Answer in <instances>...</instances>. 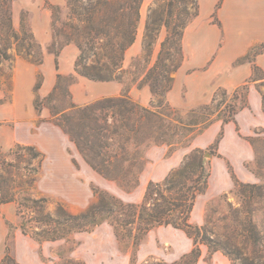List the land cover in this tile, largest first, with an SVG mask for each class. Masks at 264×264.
<instances>
[{
    "label": "rangeland",
    "instance_id": "obj_1",
    "mask_svg": "<svg viewBox=\"0 0 264 264\" xmlns=\"http://www.w3.org/2000/svg\"><path fill=\"white\" fill-rule=\"evenodd\" d=\"M45 1L44 7L50 13L52 42L45 47V50L41 46L42 58L44 60L46 52H58L67 46H72L77 50L74 71L67 75L60 74L62 75L60 81L58 73L53 89L43 97L40 94L45 77L43 71L36 69L35 75L29 72L33 65L39 67L43 64L35 61L36 56V58L40 57L39 49H37V44L40 43L32 35V13L26 9L21 10L20 25L14 27L13 23L15 36L6 31L0 32V48L6 50L10 57L8 61L0 59V152L4 154L3 159L21 168L17 171L0 167V174L16 176L26 182L34 180L30 188L27 183L25 184V188L29 189L28 193L16 196L46 198L48 201L46 212L50 213H53L58 205L63 206L71 214L81 213L94 200L93 190L96 186L100 187L101 191L107 190L123 198L126 202H140L144 196L143 187L146 188L149 182L153 181L152 178H157L154 173L146 172V166L150 161L147 156L148 151L153 147L166 146L168 154L171 148L166 144H152L144 149L145 160L139 176V184L135 190L128 192L120 186L117 188L112 184L107 185L92 180L90 169L69 143L62 128L56 124L51 111L52 108L57 111L64 110L57 116L61 118L64 113L72 115L76 109L90 107L101 100L104 103L106 98L123 96H129L134 104L144 106L129 95L131 89L143 87H147L152 95L150 103L154 102L163 109L170 107L168 91L173 87L176 74L184 60L182 34L185 26L196 16L198 2L197 0H155L143 11L140 9L136 40L139 38L141 51L136 56L125 53L123 68L113 74V77L120 78V83L123 85L122 93L117 96L98 98L81 105L74 101L72 88L80 80L85 82V85L88 84L89 79L82 74L91 72L98 67L99 63L106 64L109 69L112 68L108 64L107 57L110 53L107 45L111 42L124 43L120 32L124 30L127 19L129 20V0H115L112 6H105L103 0H72L71 3L66 0L64 5H58V9L54 10L50 9ZM19 3L24 5V0H19ZM56 34H59V37L55 39ZM35 52L37 53L34 57ZM77 62L78 67H76ZM38 86L39 89H37ZM56 86L58 90L50 99ZM86 88L85 86L83 90ZM231 98V95L225 96L223 89H219L214 108L218 106L223 108L231 102ZM36 104L39 105L38 108ZM71 105H75V108L68 109ZM144 107L150 108V104ZM195 108L177 109L180 117L186 118L189 111ZM98 115L100 116V113ZM102 116L105 120H99L98 125H114L112 114L108 110L104 111ZM162 117L171 121L165 115ZM75 123L79 126L87 124L84 121ZM17 145L34 146L42 152L45 158L40 167L39 160H32L27 164L30 156L25 151L17 150ZM11 149L15 150L16 154H9ZM178 149L182 148H176ZM214 158H223V156L210 159L211 175ZM207 160H209L208 157ZM26 166L39 167L38 174L27 175L22 169ZM252 166L263 176L261 193H258L256 189L242 186L220 194L213 193L204 211L197 210L191 218L192 224L204 228L203 233L213 245L226 250L231 257V264L243 262L250 264L253 261V264H264V160L261 167L258 164H252ZM13 206L17 208L16 204ZM196 220H199L200 224ZM10 222L15 225L20 224L18 217L14 222ZM251 229L252 231L249 232ZM72 248L75 251V257L70 252ZM127 249L132 254L131 242L125 241L119 245L113 236L112 229L104 224L90 233L75 234L70 241L59 242L54 246L57 253L56 260H52L54 263H49L46 259V263L120 262L122 254ZM171 251L165 249V252L170 253ZM58 253H61V258ZM5 257L0 264H4L3 262L17 264L12 255V246L9 259ZM205 260L208 261V255L205 256ZM144 262L170 263L155 256L147 257L142 261Z\"/></svg>",
    "mask_w": 264,
    "mask_h": 264
},
{
    "label": "trees",
    "instance_id": "obj_2",
    "mask_svg": "<svg viewBox=\"0 0 264 264\" xmlns=\"http://www.w3.org/2000/svg\"><path fill=\"white\" fill-rule=\"evenodd\" d=\"M13 1L0 0V32L6 31L15 36L12 20ZM67 1L68 3L72 2V0ZM221 2L219 6H221ZM45 3L52 10L59 7L49 0H46ZM114 3L115 0H103L105 6H112ZM141 6L142 0H129V20L127 19L128 22L124 25V30L120 32L123 35L124 43L114 44L111 42L107 45L110 53L107 57L108 64L112 68L109 69L106 64L101 65L99 63L98 67H95L89 73L84 72L83 76L95 82L115 80L120 82V78L113 77V74L123 68L124 55L135 43ZM198 12L195 17L198 16ZM58 37L59 34H56L55 39ZM37 49H39L40 57L36 58L37 52H35V61L42 64L40 44H37ZM263 49L264 46H256L244 58V60L253 63V74L248 82L264 78V72L254 63L255 56ZM60 51H52L56 56L57 67ZM28 54L30 53L28 52ZM0 59L4 61L10 59L3 48H0ZM76 67H78V62ZM61 79L62 75L58 74V80ZM37 89H39V86ZM171 89L172 87L168 93ZM57 90L58 86L50 95V99L53 98ZM248 91V84L239 87L233 93L231 102L223 108H219V106L214 108L217 98L216 93L211 105H201L190 110L186 115L187 119L181 118L178 109L171 105L163 109L160 105L151 102L150 108H148L134 104L129 96L106 98L104 103L101 100L90 107L76 109L72 115L64 113L61 118H57V116L64 110L57 111L52 108L51 116L56 119V124L70 137L86 163L94 171L105 179L115 182L125 191L131 192L139 184V176L143 170L142 166L145 160L144 149L152 144H166L171 148L168 153L171 155L176 148L189 147L192 141L198 135L204 133L215 121L220 120L223 124L236 122V114L248 107ZM223 94L228 96L225 90H223ZM38 107L39 105L36 104V108ZM72 108H75V105H71L68 109ZM106 110L112 114L113 126L108 124L98 125L99 120H105L102 115ZM162 115H165L171 121H167ZM76 121H84L87 124L79 126L75 123ZM223 136L224 131L222 130L207 149L192 150L184 157L177 168L169 172L164 180L160 182L150 181L140 202H126L107 190L101 191V188L96 186L93 190L94 200L84 211L77 215L71 214L61 205H58L53 213L46 212L48 202L46 198L16 196L17 194L28 193V188L32 186L34 180L26 182L16 176L0 174V205L16 204V214L20 220L18 225L6 220L8 236L5 258L9 259L15 232L18 229L24 235L41 244L62 240L70 241L72 236L77 233H90L96 228L108 224L113 228L119 245L125 241L131 242L133 252L130 264H138V248L150 231L168 226L184 231L193 240L194 248L178 261L165 262L164 264H197L201 256V246H206L209 252L219 251L231 260L230 255L224 248L212 244V241L203 233L204 228L202 226L191 223L197 198L205 194L209 187L210 159L221 157L218 151ZM248 140L256 152L254 164L261 167L264 160V138L250 137ZM16 149L25 151L30 156V159L26 162L27 164L32 160H39L40 167L44 161V154L34 146L17 145ZM9 152L11 155L16 154L13 149ZM3 156L4 154L0 152V167L12 168L17 171L21 169L13 162L3 159ZM207 157L209 160H207ZM39 167L26 166L22 169L27 175L31 176L32 174H38ZM247 167L258 177L259 182L255 184L241 182L229 164V172L235 184L234 189H239L240 186L250 187L261 193L262 174L253 166L248 165ZM26 183L28 188H25ZM251 231L252 229L249 232ZM73 250L72 248L70 252L72 253ZM58 256L61 258V253H58ZM253 262L250 264H253ZM3 263L8 264L9 262ZM142 264L152 263L144 262ZM241 264L249 263L243 262Z\"/></svg>",
    "mask_w": 264,
    "mask_h": 264
},
{
    "label": "crops",
    "instance_id": "obj_3",
    "mask_svg": "<svg viewBox=\"0 0 264 264\" xmlns=\"http://www.w3.org/2000/svg\"><path fill=\"white\" fill-rule=\"evenodd\" d=\"M154 1L142 0L141 11ZM50 2L54 5H64L66 0H50ZM220 2L221 0H198V16L183 31L184 60L176 74L174 85L168 93V100L175 108L211 105L219 89L227 91L228 95L232 96L239 87L248 84V107L236 114V122L223 124L220 120L215 121L204 133L198 135L189 147L178 149L169 155L166 146H157L151 148L147 155L150 161L146 166V172L156 175L157 178H152L153 181H162L172 169L182 163L184 157L192 149H207L218 134L224 131L219 145V153L223 158L212 160V175L208 191L197 198L192 216L197 210L204 211L213 193L220 194L234 188L235 184L229 172L228 162L241 182L250 184L259 182L258 177L247 167L254 164L256 160V152L248 138H264V78L248 82L253 74V63L244 58L252 48L264 46V0H222L219 6ZM22 9L32 13L33 35L45 50V47L52 42V33L50 13L44 7V0H24V5H21L19 0H14L12 5L14 27L20 25ZM138 39L126 51L128 55L136 56L140 53L141 47ZM76 57L77 50L72 46H67L58 57V67L55 54L46 52L43 64L39 67L33 65V68L29 69L30 74L33 75L36 69L43 71L45 77L40 88V94L43 97L53 89L58 73L63 75L73 73ZM254 59V63L264 72V49ZM84 83L80 80L72 88L74 101L81 105L98 98L117 96L123 91V85L116 81L88 80V84ZM85 86L87 88L83 90ZM129 95L144 106H148L152 98L147 87L131 89ZM64 135L81 155L68 135L65 133ZM155 156H158V159ZM82 160L90 169L92 180L119 187L115 182L105 179L94 171L83 157ZM146 188L143 187L142 192ZM126 195L130 196V194ZM13 205L14 203L0 205V263L6 254L8 236L6 220L14 222L17 218L16 208ZM196 222L200 224L199 220ZM109 227L117 241L113 228ZM77 235H82V233H77ZM146 239L138 249V263H142L149 256L159 257L170 263L176 262L194 248L193 240L184 231L170 226L150 231ZM59 242L61 241L40 244L18 229L15 232L12 255L17 264H47L46 259L49 263H54L52 260L57 258L54 246ZM165 249L172 251L168 253ZM72 254L75 257L74 250ZM206 255H208V261L205 260ZM131 256L128 250L122 254L120 262L85 263L130 264ZM197 264H231V262L221 252L209 253L206 246H201V256Z\"/></svg>",
    "mask_w": 264,
    "mask_h": 264
}]
</instances>
